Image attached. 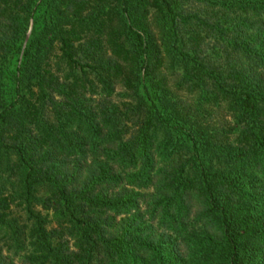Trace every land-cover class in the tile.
I'll use <instances>...</instances> for the list:
<instances>
[{"label": "trees", "instance_id": "1", "mask_svg": "<svg viewBox=\"0 0 264 264\" xmlns=\"http://www.w3.org/2000/svg\"><path fill=\"white\" fill-rule=\"evenodd\" d=\"M0 264H264V0H0Z\"/></svg>", "mask_w": 264, "mask_h": 264}]
</instances>
